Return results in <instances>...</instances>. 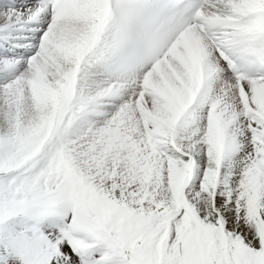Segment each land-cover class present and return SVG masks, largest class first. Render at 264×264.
<instances>
[{
    "label": "snow or ice",
    "instance_id": "1",
    "mask_svg": "<svg viewBox=\"0 0 264 264\" xmlns=\"http://www.w3.org/2000/svg\"><path fill=\"white\" fill-rule=\"evenodd\" d=\"M0 264H264V0H0Z\"/></svg>",
    "mask_w": 264,
    "mask_h": 264
}]
</instances>
